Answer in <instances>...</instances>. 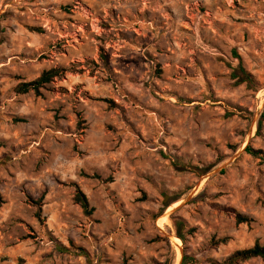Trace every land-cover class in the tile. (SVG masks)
Wrapping results in <instances>:
<instances>
[{"label": "rangeland", "instance_id": "1", "mask_svg": "<svg viewBox=\"0 0 264 264\" xmlns=\"http://www.w3.org/2000/svg\"><path fill=\"white\" fill-rule=\"evenodd\" d=\"M263 112L264 0H0V264L264 247Z\"/></svg>", "mask_w": 264, "mask_h": 264}, {"label": "trees", "instance_id": "2", "mask_svg": "<svg viewBox=\"0 0 264 264\" xmlns=\"http://www.w3.org/2000/svg\"><path fill=\"white\" fill-rule=\"evenodd\" d=\"M244 73H246L244 71ZM61 71L58 69H52L50 71L44 72L40 78L30 83H22L17 88L16 91L19 94H28L31 91L40 93V90L45 87V85L50 84L56 78L60 77ZM264 126V112L261 116V119L258 124V131L260 132ZM246 152L254 157L263 155L262 151H257L251 148L250 146L246 149ZM75 201L82 207L84 213L87 216H91L94 213V209L91 207V204L84 192L79 190L76 194ZM239 224L248 222L246 218L241 215L237 216ZM182 239L181 236H179ZM253 259H262L264 260V247L257 243L253 248L240 250L231 255L223 264H239L241 262H247Z\"/></svg>", "mask_w": 264, "mask_h": 264}, {"label": "bare ground", "instance_id": "3", "mask_svg": "<svg viewBox=\"0 0 264 264\" xmlns=\"http://www.w3.org/2000/svg\"><path fill=\"white\" fill-rule=\"evenodd\" d=\"M176 207L178 206V205H175ZM173 208H175V207H172L170 210H169V212H171L172 210H173ZM162 220H168V219H166V218H164V219H162ZM161 222H163V221H160V223ZM165 222V221H164ZM161 227V226H160ZM163 227V226H162ZM173 244L175 245V247H176V250H177V252H178V261L180 262L181 261V258H182V242L180 241V240H178V239H173Z\"/></svg>", "mask_w": 264, "mask_h": 264}]
</instances>
